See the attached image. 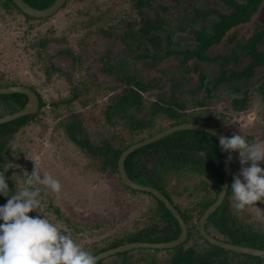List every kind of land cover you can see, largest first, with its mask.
Instances as JSON below:
<instances>
[{
  "label": "rangeland",
  "instance_id": "374dc122",
  "mask_svg": "<svg viewBox=\"0 0 264 264\" xmlns=\"http://www.w3.org/2000/svg\"><path fill=\"white\" fill-rule=\"evenodd\" d=\"M190 1L199 10L217 7L220 11H227L226 6L217 0ZM152 4L153 10L148 13L151 16L160 13L167 21L166 28L171 34V44L162 42L157 55L163 56L167 50L174 52L170 57H161L163 60L157 65L137 59L140 52H146L142 47L135 49L136 43L129 47L127 43L130 42L122 38L123 32L129 29L127 23L136 22L135 29L139 28V15L127 0H68L55 15L43 20H28L12 9L5 11L0 7V83L7 85L0 88L14 85L31 87L44 104L29 123L8 138L9 150L3 159L5 173L16 182L19 191L29 187L25 181L31 178L34 170L42 178L50 174L57 179L61 184L59 193H53L43 185H32L40 187L45 194L38 208L44 214L47 213L49 202L57 207L71 220V224L66 226L62 221L48 218L90 253L109 250L112 244L123 241L126 235L134 231L135 226L142 228L151 215L153 201L149 196L135 195L125 189L116 174L99 172L97 160H91L81 152L68 139L63 126L73 119L74 114H78L88 135L96 138L99 121L105 123L100 109L109 97L123 88L114 73L121 77L130 74L145 83H154L143 94L145 107L136 115L137 118H149V103L158 96L172 94V80L179 79L186 70L180 60L184 51L196 46L192 31L201 27L209 28L210 23L217 20L214 15L197 19L196 25L191 27L187 26L185 17L177 15L178 11L172 8L173 3L169 0H153ZM161 7H166L167 11L162 13ZM158 35L161 38L165 36L160 31ZM245 38L246 34L241 35L238 42L243 44ZM42 41L46 42L44 47L38 46ZM258 49L264 53V43L258 44ZM222 51L230 53L226 46H217L204 55L214 58ZM237 52L243 56V51L237 49ZM248 60L241 57L237 62L227 63L224 70L227 73L231 70L241 71ZM219 61L198 63L195 70L204 74V89L211 87L220 74ZM106 67L111 68L112 74L102 71ZM188 76H191V80L198 78L195 74ZM262 84L264 65L255 69L248 82L233 79L218 85L205 100V109L213 113L211 124L220 122L223 135L227 137L264 133ZM204 89L192 94L189 88L174 96L191 111L194 109L191 100L204 98ZM244 91L247 92L246 109L235 111L231 101L235 97L239 98ZM76 92V97L68 102ZM2 116L5 115L0 112ZM155 120L153 128L141 132L137 139L167 126L158 117ZM125 127L124 122L120 121L106 129L112 136L121 134L122 130L125 132ZM260 166L264 168V162H260ZM241 167L237 155L233 162L232 182L233 176L239 175ZM149 177L155 180L153 174L149 173ZM203 180L195 174L181 179L171 176L165 185L166 190L173 195L175 204L191 214L192 226L197 225L193 206L203 197ZM137 182L144 183L142 179ZM247 208L250 220L264 228V199ZM208 232L217 239L221 238L211 226ZM197 241L202 242L199 239ZM193 244L191 240L184 247ZM148 256L161 261L168 254L160 251L149 253ZM101 261V264H144L137 259L135 252L129 255L115 254Z\"/></svg>",
  "mask_w": 264,
  "mask_h": 264
},
{
  "label": "trees",
  "instance_id": "16d2710c",
  "mask_svg": "<svg viewBox=\"0 0 264 264\" xmlns=\"http://www.w3.org/2000/svg\"><path fill=\"white\" fill-rule=\"evenodd\" d=\"M23 1L33 8L43 9L52 4L54 0ZM127 1L131 3L139 15V28L135 29L136 22L127 23L126 25L129 29L123 32L122 38L125 42H130V44L127 43L129 47L132 43H136L135 49L138 50L142 47L144 52H146L145 54L140 52L142 54L139 53L136 56L137 59H145L146 63L157 65L163 60L161 57L167 58L174 53L167 50L163 56L157 55L162 42H165L167 45L171 44V34L166 28L167 21H165L160 13H156L153 16L148 13V11L153 10V0ZM217 1L226 6V12L220 11L217 7L199 10L192 6L190 0H169V2L173 3L172 8L178 11L177 15L185 17L187 26L194 27L197 19H205L213 15L217 17V20L210 23L209 28L201 27L198 30L194 29L192 31L196 46L184 51L183 58L180 60V63L185 66L186 70L179 79L172 80V94L163 97L158 96L156 100L149 103V114L147 116L149 118H137L136 115L141 113L145 107L146 101L143 94L152 88L154 83H145L130 74H124L121 77L117 73H114L116 79L123 84V88L117 94L109 97L107 103L100 109L101 118L105 123L102 124L99 121L96 138H91L88 135L84 122L78 114H74L73 119L63 126L68 139L91 160H97L96 162L99 163L97 170L99 172L109 171L116 174L119 183L125 189L135 195L149 196L153 201V206H150L151 215L147 217L144 226L138 229L134 225L136 227L135 230L126 235L123 241L118 240L116 244H112L109 247L110 249L129 242H167L176 239L180 234L178 223L162 202L149 193L133 191L121 183L117 172V160L120 154L132 144L149 138L166 128L182 123H200L205 126L214 127L219 133L223 134L220 122L211 124L214 118L213 113L205 109L206 97L208 98L212 91L223 82H230L233 79L246 80L248 82L255 69H259L264 65V53L258 49V44L264 43V30L261 32H248L246 30L254 22L253 14L264 0ZM0 7L5 11H11L12 9L28 20H43L32 19L22 14L11 0H0ZM160 9L162 13L167 11L166 7H161ZM178 26L182 27L181 24ZM159 31L165 34L163 38L158 35ZM243 34H246V38L244 43L240 44L238 41ZM45 43L42 41L38 46L44 47ZM217 46H226L230 49V53L222 51L221 54L214 58L204 55L209 49ZM237 49L243 51V56L237 52ZM241 57L249 59L241 71L231 70L227 73L224 70L227 63L237 62ZM216 59L220 60L221 72L215 78V82L211 84V87H205L204 89V74L195 69L198 63L214 62ZM102 71L112 74L110 67H106ZM188 74H195L198 78L191 80V76H188ZM0 86L7 85L0 83ZM261 87L263 88L264 84ZM189 88H191L192 94H196L202 89L205 92L204 98L191 100L194 106V109L191 111L187 110L184 103L179 102L178 98L174 96V94H180L182 90ZM31 90L35 91L33 88ZM76 95L77 92L68 99V102H72V98L74 99ZM25 102L26 98L21 94L0 95V112L3 115L14 113L20 110ZM246 104V91L239 98L235 97L231 101V106L235 111H243L246 109ZM43 106L44 104L41 103L40 108ZM33 117L34 115L23 116L0 125V172H3L6 177V182L11 191L10 194L18 192L19 188L16 182L5 173L3 164V159L9 150L8 138L13 136L20 127L29 123ZM156 117L165 121L167 126L157 128L153 134L137 139L141 132L153 128ZM120 121H123L126 126L125 132L122 130L121 134L110 136V132L106 128L114 126ZM124 134L126 135L124 136ZM245 138L250 143L264 141V133L250 134ZM231 155V178L225 198L217 210L208 217L205 223V230L208 232V227L211 226L221 236L219 239L222 241L238 246L264 250V228L250 220L247 207L244 210H237L234 207L230 186L232 184L233 162L238 153L233 152ZM124 169L132 181L139 183L137 180L142 179L144 182L142 185L157 189L170 201L186 224L188 234L187 240L183 244L173 249L161 251L168 254L165 260L156 261L153 258L154 256H148L149 253L160 252L159 250L150 249L125 251L117 253V255H129L135 252L137 259L144 264H261L258 257L226 251L210 245L203 240L198 233L197 225H191V214L181 210L175 204L173 195L166 190L165 185H167L171 176L181 179V177L195 174L204 179L202 181L203 197L194 206L192 205L196 213V222L198 223L203 212L216 200L224 176L223 153L219 146V141L212 134L195 130L172 133L128 155L124 161ZM149 173L155 176V180L150 179ZM186 193L189 194V191L186 190ZM210 194L212 195L210 196ZM44 195V192L41 190L40 200ZM5 203L0 196V205ZM46 210L47 213L42 214L41 210L37 208V212L32 211L28 215H46L47 217L55 218L57 222L62 221L66 226L71 224V220L63 215L57 207L53 206L51 202L47 204ZM208 234L211 235L210 232ZM197 239L202 242L199 243ZM191 240H193L194 244L185 248L184 246ZM100 252H103V250H97L91 254L95 256ZM101 263L102 261L100 260L96 264Z\"/></svg>",
  "mask_w": 264,
  "mask_h": 264
},
{
  "label": "clouds",
  "instance_id": "9594fccd",
  "mask_svg": "<svg viewBox=\"0 0 264 264\" xmlns=\"http://www.w3.org/2000/svg\"><path fill=\"white\" fill-rule=\"evenodd\" d=\"M219 146L229 153V161L231 153H238L242 166L230 186L235 209L244 210L264 199V168L260 166L264 162V141L250 143L242 134H235L221 136ZM25 182L29 187L10 194L6 177L0 172V196L9 195L0 205V264H96L93 254L46 215H28L41 204V188L32 185L59 193L60 182L50 174L42 178L36 170Z\"/></svg>",
  "mask_w": 264,
  "mask_h": 264
},
{
  "label": "water",
  "instance_id": "95a60500",
  "mask_svg": "<svg viewBox=\"0 0 264 264\" xmlns=\"http://www.w3.org/2000/svg\"><path fill=\"white\" fill-rule=\"evenodd\" d=\"M67 0H54L52 4L48 7L43 9H36L25 3L23 0H11V2L16 6V8L24 15L28 16L32 19H47L51 16L55 15L66 3ZM254 19L257 20L259 24H262L264 21V5L262 6L259 15H257ZM9 94H21L25 96L26 102L23 107L12 113L7 114L5 116L0 117V125L14 121L18 118L28 115H34L39 110V101L36 94L28 87L22 85H14L6 88H0V95H9ZM184 130H195V131H202L208 134H212L218 141L223 134L219 133L215 128L205 126L199 123H182L178 124L169 128L162 130L161 132L149 137L145 138L139 142H136L125 149L119 156L117 160V172L121 183L128 189L137 192H144L149 193L156 199H158L164 207L169 211L172 217L176 220L180 227V234L179 236L171 241L167 242H159V243H148V242H129L124 243L120 246L115 248H111L104 252L98 253L95 255L96 263L100 260H103L109 256L115 255L117 253L130 251V250H137V249H150V250H166V249H173L181 244H183L187 240V226L184 223L183 219L181 218L179 212L175 209V207L170 203V201L164 197L162 193L158 190L144 186L142 184H137L133 182L126 174L124 169V161L128 155L139 150L147 145L155 143L166 136L176 133L179 131ZM223 153V160H224V176L220 191L217 195L216 200L203 212L200 216L198 223H197V230L200 237L208 242L210 245L219 247L223 250L230 251L237 254L243 255H250L254 257H259L260 259H264V250L256 249V248H248L244 246L234 245L220 239L213 237L212 235L208 234L205 230V223L208 217L217 210V208L221 205L225 198V194L227 192L230 178H231V161L228 159V152ZM1 198L7 202L9 199V195H2ZM264 264V263H262Z\"/></svg>",
  "mask_w": 264,
  "mask_h": 264
},
{
  "label": "flooded vegetation",
  "instance_id": "af4514ba",
  "mask_svg": "<svg viewBox=\"0 0 264 264\" xmlns=\"http://www.w3.org/2000/svg\"><path fill=\"white\" fill-rule=\"evenodd\" d=\"M264 5V1L257 7V10H256V12L253 14V17H256L257 15H259V13H260V10H261V8H262V6ZM247 29L249 30V31H255V32H261V31H263L264 30V21H263V23L262 24H259L258 22H257V20H255V22H253L252 24H250V26L249 27H247ZM23 86V85H22ZM26 87H28V86H26ZM28 88H30L31 89V87H28ZM33 91V90H32ZM35 94H36V96H37V98H38V101H39V110L41 109L40 108V104L41 103H43V101H42V98L40 97V95L36 92V91H33ZM38 110V111H39ZM12 114V113H11ZM200 124V123H199ZM210 127V126H209ZM212 128H214V127H212ZM134 182V181H133ZM136 183V182H135ZM137 184H139V183H137ZM145 186V185H144ZM148 187H150V186H148ZM151 188H153V187H151ZM155 189V188H154ZM157 190V189H156ZM107 258H109V257H107ZM259 258V257H258ZM106 259V258H105ZM104 259V260H105ZM260 259V258H259ZM260 261H261V264L262 263H264V259L262 260V259H260Z\"/></svg>",
  "mask_w": 264,
  "mask_h": 264
}]
</instances>
